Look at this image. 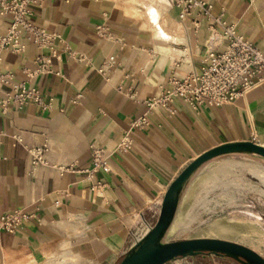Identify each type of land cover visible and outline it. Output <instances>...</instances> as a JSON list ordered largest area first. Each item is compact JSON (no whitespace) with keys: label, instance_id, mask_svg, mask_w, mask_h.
Instances as JSON below:
<instances>
[{"label":"crops","instance_id":"crops-1","mask_svg":"<svg viewBox=\"0 0 264 264\" xmlns=\"http://www.w3.org/2000/svg\"><path fill=\"white\" fill-rule=\"evenodd\" d=\"M133 1L44 0L41 7L29 6L30 23L60 34L84 60L62 54L60 62L50 61L59 75L41 73L27 82L51 101L50 112L33 103L11 105L5 114L0 111V215L23 210L36 216L13 233L0 231V264L61 252L76 258L77 264H119L136 244L135 236L154 224L166 188L191 160L229 142L264 146L262 81L222 106L174 98L169 104L173 114L154 108L147 130L132 134L130 152L112 153L131 122L147 112V101L162 96L171 75L182 78L201 72L209 47L208 22L197 10L182 22L175 10H167L184 40L168 42L156 36L155 26ZM203 1L212 6V16L222 14V20L264 57V0ZM10 21V15L0 14V36ZM100 25L108 38L96 33ZM20 42L25 45L23 53L1 52L0 73L12 72L15 82L25 80L21 68L33 70L38 55L49 56L48 50L28 43L24 35ZM108 56L115 57V65L103 76L97 70ZM76 94L81 99L71 105ZM16 134L21 143H14ZM45 142L48 165L31 170L26 148ZM92 144L109 155L110 172H97L95 180L88 181L78 171L89 166ZM68 166L74 170H60ZM96 180L106 185L101 194L90 191ZM221 231L217 229L226 235L232 229ZM171 264L240 263L202 253Z\"/></svg>","mask_w":264,"mask_h":264},{"label":"built area","instance_id":"built-area-1","mask_svg":"<svg viewBox=\"0 0 264 264\" xmlns=\"http://www.w3.org/2000/svg\"><path fill=\"white\" fill-rule=\"evenodd\" d=\"M44 0H0V14L10 15L11 21L7 32L0 36V65L2 63L1 52L8 51L20 54L25 51V45L20 42L24 35L25 40L40 50H48L49 56L38 55L35 59L36 68L33 70L21 68L25 76L24 81L15 82V75L12 72L0 73V111L5 114L9 106L21 108L28 103L37 105L41 111L52 110L51 101H45L36 88L28 87L27 82L37 74L54 72L50 61L60 62L62 54H67L69 59L83 61L82 56L72 51L60 34L49 32L45 29L34 26L27 20L31 14L30 5L41 7ZM67 4L72 0H61ZM168 12L175 10L178 22L186 20L197 10L208 22L209 47L203 60L199 74L189 73L178 78L171 75L168 78V85L162 96L147 101V112L131 122L128 130L123 134L116 144L112 153L126 154L132 149V134L135 131L144 132L150 125L148 114L154 108H164L169 114H173L169 104L174 98H179L188 104L202 106H222L233 102L243 96L260 82L264 81V57L252 42L243 40L240 34L236 33L234 26L222 20V14L217 17L211 15L212 6L203 0H164ZM197 28L199 23L193 22ZM106 28L103 25L96 27V33L103 38ZM223 46L218 50V46ZM115 65V57L108 56L98 68V73L106 76ZM59 75V72H54ZM81 99L76 94L70 99L71 105H76ZM63 110H60L62 112ZM15 144L21 143L18 134L13 135ZM30 157L31 170L38 166L48 165L45 154L48 151L47 143L26 148ZM89 166L78 172L84 174L88 181L95 180L97 172H110L109 155L105 150L93 144L89 148ZM62 171H73L72 166L61 167ZM106 185L96 180L90 187V191L101 194ZM36 219L35 214L23 210L0 215V231L13 233L20 229L25 223ZM152 226H148L151 228ZM148 230V229H147ZM145 231L143 232V234ZM135 236L136 242L143 236Z\"/></svg>","mask_w":264,"mask_h":264},{"label":"rangeland","instance_id":"rangeland-1","mask_svg":"<svg viewBox=\"0 0 264 264\" xmlns=\"http://www.w3.org/2000/svg\"><path fill=\"white\" fill-rule=\"evenodd\" d=\"M179 204L163 242L219 238L244 245L264 258V159L261 157L230 154L206 162L186 183ZM220 228L232 232L219 234ZM15 264H77V260L61 252Z\"/></svg>","mask_w":264,"mask_h":264},{"label":"water","instance_id":"water-1","mask_svg":"<svg viewBox=\"0 0 264 264\" xmlns=\"http://www.w3.org/2000/svg\"><path fill=\"white\" fill-rule=\"evenodd\" d=\"M230 154H252L264 159V146L253 141L229 142L206 150L191 160L166 188L154 225L119 264H171L178 258L202 253L226 256L240 264H264V258L255 251L224 239L206 237L163 242L175 217L179 196L190 177L206 162Z\"/></svg>","mask_w":264,"mask_h":264},{"label":"bare ground","instance_id":"bare-ground-1","mask_svg":"<svg viewBox=\"0 0 264 264\" xmlns=\"http://www.w3.org/2000/svg\"><path fill=\"white\" fill-rule=\"evenodd\" d=\"M137 10H140L155 26L156 36L161 40H183V34L178 30V23L167 16V7L164 0H134ZM165 22L168 24L165 25ZM166 41V42H167ZM170 42V41H168ZM178 42V41H177ZM168 46V45H167ZM180 205V204H179ZM179 208V207H178ZM178 211V210H177ZM177 214V212H176ZM175 214V217H176ZM175 217L166 233L173 225ZM223 232V228L222 231ZM232 232V231H231ZM230 233V232H229ZM225 234V233H223ZM236 234V233H235ZM230 236V234H229Z\"/></svg>","mask_w":264,"mask_h":264},{"label":"trees","instance_id":"trees-1","mask_svg":"<svg viewBox=\"0 0 264 264\" xmlns=\"http://www.w3.org/2000/svg\"><path fill=\"white\" fill-rule=\"evenodd\" d=\"M185 185H186V184H185ZM185 185H184V187H185ZM183 189H184V188H183ZM181 194H182V193H181ZM180 198H181V195L179 196V200H180ZM124 257H125V256H124ZM124 257H123V258H124ZM123 258L121 259V261L123 260ZM121 261H120V262H121ZM120 262H119V263H120Z\"/></svg>","mask_w":264,"mask_h":264}]
</instances>
